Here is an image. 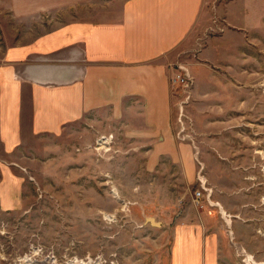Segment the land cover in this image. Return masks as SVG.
Returning <instances> with one entry per match:
<instances>
[{
	"label": "rangeland",
	"instance_id": "obj_1",
	"mask_svg": "<svg viewBox=\"0 0 264 264\" xmlns=\"http://www.w3.org/2000/svg\"><path fill=\"white\" fill-rule=\"evenodd\" d=\"M94 1L88 15L107 19L126 0ZM8 6L0 0V40L45 30ZM172 56L192 77L177 91L174 126L193 147L196 177L166 159L145 163L126 123L91 113L11 159L23 205L0 208V264H170L175 227L201 215L221 264H264V0H206Z\"/></svg>",
	"mask_w": 264,
	"mask_h": 264
},
{
	"label": "crops",
	"instance_id": "obj_2",
	"mask_svg": "<svg viewBox=\"0 0 264 264\" xmlns=\"http://www.w3.org/2000/svg\"><path fill=\"white\" fill-rule=\"evenodd\" d=\"M94 2L9 0L15 19L40 21L45 30L0 40L3 211L23 205L24 181L11 162L17 151L91 113L126 123L145 163L166 159L183 165L188 179L196 177L193 147L174 126L172 53L199 22L206 0H126L107 19L88 15ZM57 11H65L66 21L46 28ZM210 224L201 215L177 225L170 264H221V242L208 232Z\"/></svg>",
	"mask_w": 264,
	"mask_h": 264
},
{
	"label": "built area",
	"instance_id": "obj_3",
	"mask_svg": "<svg viewBox=\"0 0 264 264\" xmlns=\"http://www.w3.org/2000/svg\"><path fill=\"white\" fill-rule=\"evenodd\" d=\"M191 80L192 77L189 75V72L185 69L183 65H180V67L176 69L173 75L171 76V84L173 88L178 92L184 90V88L191 83ZM104 139H106V137L103 136L101 139H99V142L106 141ZM202 197H203L202 191L198 190L195 193V200L198 203H200Z\"/></svg>",
	"mask_w": 264,
	"mask_h": 264
},
{
	"label": "bare ground",
	"instance_id": "obj_4",
	"mask_svg": "<svg viewBox=\"0 0 264 264\" xmlns=\"http://www.w3.org/2000/svg\"><path fill=\"white\" fill-rule=\"evenodd\" d=\"M108 143H109V141H103V142L99 143V145L101 144V146L99 148H101V149L106 148L108 146Z\"/></svg>",
	"mask_w": 264,
	"mask_h": 264
}]
</instances>
